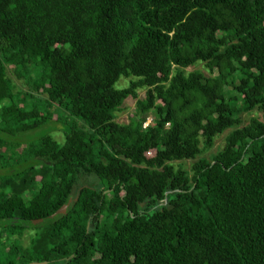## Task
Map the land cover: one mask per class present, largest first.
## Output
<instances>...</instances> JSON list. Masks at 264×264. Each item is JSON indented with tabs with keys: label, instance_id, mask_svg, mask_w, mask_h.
Segmentation results:
<instances>
[{
	"label": "trees",
	"instance_id": "1",
	"mask_svg": "<svg viewBox=\"0 0 264 264\" xmlns=\"http://www.w3.org/2000/svg\"><path fill=\"white\" fill-rule=\"evenodd\" d=\"M0 125V264H264V0H0Z\"/></svg>",
	"mask_w": 264,
	"mask_h": 264
},
{
	"label": "rangeland",
	"instance_id": "2",
	"mask_svg": "<svg viewBox=\"0 0 264 264\" xmlns=\"http://www.w3.org/2000/svg\"><path fill=\"white\" fill-rule=\"evenodd\" d=\"M193 70H196V71H199V72H201L203 74H206V70L200 64H196V65H194L191 68L185 69L184 72L187 73V72H190V71H193ZM6 74H7V78L10 80V82L13 85V92L14 93L15 92H17V93L29 92V89L26 86L27 85L26 81L24 79H17L14 76V74L11 73V71L9 70L8 67H6ZM128 81H129V79H119L118 82L115 85V88H124V87H126ZM143 94H144V90H138L137 93H136L137 99L142 98ZM37 97L38 98H43V96H41V95H37ZM134 108H135V100H133L131 98H127L123 102V104L121 105L119 111L114 114V120L117 123H119V124H126L128 119L133 114ZM260 116H261L260 113L257 112L256 110H253V111H251L249 113L240 114L239 118H238V120L240 121L239 122L240 123L239 127L244 125V124H246L249 121V119H252V118L258 119V118H260ZM147 122H148V119L146 120V122L142 126H145L147 124ZM3 127H4V125H3ZM43 130H44L43 134L47 133L54 141H57V142H61L62 141V136H61L60 131L58 129V124H55V123L51 122L49 124V126L48 127H44ZM228 132H229V130H226L222 134L216 136L213 139L211 148L202 151V153H201V155L199 157L208 160L212 155H214V153L217 150H220L223 147L224 139H225V136H226V134ZM0 137L5 138L4 135H0ZM23 140H24V138H22L21 136L16 137V141L17 142L23 143ZM5 143H7L9 145L10 144V139H6ZM22 147L23 146H21V148ZM21 148H18L17 151L21 152ZM8 152L9 151H6L5 153L8 154ZM7 154H6V156H7ZM179 164L187 173L190 174V166H191V162L190 161H184V162H181ZM1 172H4V171L0 170V173ZM109 207H110L111 210L114 209L113 205H110ZM39 223L40 222L35 223V224H39ZM32 235H33V231L32 230H27L26 232H23V234L20 237H15L14 236V237H12V239H17L19 245L22 248H25V247H27L29 245V240L32 237ZM5 239H6L5 235L1 234L0 235V241H5Z\"/></svg>",
	"mask_w": 264,
	"mask_h": 264
},
{
	"label": "water",
	"instance_id": "3",
	"mask_svg": "<svg viewBox=\"0 0 264 264\" xmlns=\"http://www.w3.org/2000/svg\"><path fill=\"white\" fill-rule=\"evenodd\" d=\"M64 209H65V207L62 206L59 210H57L55 213L50 215L48 218H53L55 215L62 214L64 212ZM38 222H41V220H36V221H33L32 223L35 224V223H38ZM29 264H36V263H29Z\"/></svg>",
	"mask_w": 264,
	"mask_h": 264
}]
</instances>
